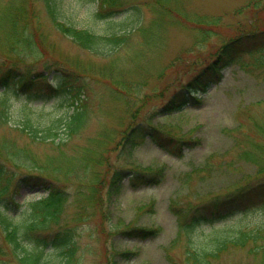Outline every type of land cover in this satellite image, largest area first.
Returning <instances> with one entry per match:
<instances>
[{
	"label": "rangeland",
	"instance_id": "rangeland-1",
	"mask_svg": "<svg viewBox=\"0 0 264 264\" xmlns=\"http://www.w3.org/2000/svg\"><path fill=\"white\" fill-rule=\"evenodd\" d=\"M122 7L110 16L99 7L97 0H57L63 19L97 33H118L128 31L127 43L113 49L110 57L104 58L77 46L71 38L55 30L50 24L42 0H26L28 16L36 20L31 31L32 42L26 47V54H20L28 64L43 68V61L61 65L94 69V74L103 76L100 68L115 73L116 87L100 80H91L88 90V104L91 120L81 132L68 137L64 135L61 148L58 139L51 143L28 141L19 136L10 125L0 124V138L13 140L16 145L26 144L38 158L45 159L58 151L74 154L78 145L95 139L118 138L122 132L134 125L130 112L140 110V115L156 111L172 92L185 82L206 58L233 40L251 32L264 30V0H123ZM0 9L7 1H0ZM160 15L156 10L159 5ZM169 13V14H168ZM218 17L214 24L195 28L186 23H195L200 18ZM183 18V19H182ZM156 24H161L162 28ZM153 28L154 36L143 35L144 28ZM205 35H198V30ZM7 26L0 18V55H16L1 46ZM38 50V55L34 51ZM213 57V56H212ZM206 60V61H205ZM263 61V62H262ZM90 97V99H89ZM50 98L48 103L52 102ZM129 98L126 113V102ZM202 103L186 106L181 111L159 113L152 121L159 129L174 136L191 138L193 147L183 148L181 156H175L146 136L132 149L110 145L100 164L94 166L96 173L103 174L106 187L119 168L149 166L163 171L158 184L131 187L129 177L111 186L109 214L104 219L98 211L81 210L83 217L77 221V256L79 264H104L107 250H131L132 256H117V264H168L166 248L175 237L178 224L170 210L172 204L185 206L197 203L212 195H223L234 183L243 181L242 173L254 174L255 166L238 157L246 140L255 136V123L264 117V51L233 56L230 65L223 69L221 80L203 94ZM36 102L34 105H37ZM19 103L14 102L17 106ZM55 108V109H54ZM53 113L63 114L58 99L48 108ZM95 113L97 116H95ZM103 155V154H102ZM87 179V177H85ZM119 185V188H118ZM42 190L27 187L16 189L21 199L38 198ZM71 206L66 218L71 217ZM236 213L225 220L209 224L198 216L193 232L209 230L210 226L246 225L253 226L264 220L263 213ZM254 215V216H253ZM243 217V218H241ZM72 220V219H71ZM71 223V222H70ZM74 223V222H73ZM128 226L160 228L151 238H142L133 233L117 234ZM116 234V235H115ZM108 248V249H107ZM181 243L173 249L178 256ZM255 256L246 248H232L213 264H253ZM255 264V263H254Z\"/></svg>",
	"mask_w": 264,
	"mask_h": 264
},
{
	"label": "trees",
	"instance_id": "trees-1",
	"mask_svg": "<svg viewBox=\"0 0 264 264\" xmlns=\"http://www.w3.org/2000/svg\"><path fill=\"white\" fill-rule=\"evenodd\" d=\"M6 1V5L0 9V18L7 26L6 38L1 46L8 52L15 51L16 55H0V124L12 126L19 136L28 141L50 139L53 143L56 137L57 148H61L65 135L62 133H66L65 137H68L75 132H81L92 118V110H89L88 104L91 80L109 84L111 89L112 86L116 87L113 79L117 75L107 68H100L104 73L101 76L99 73L95 75L94 69L67 67L53 61H43L42 69L28 64L20 54L27 53L25 49L32 42L28 28H34L37 22H32L33 16L27 15L26 0ZM42 1L52 27L70 37L77 46L96 55L110 57L113 49L128 41L127 34L124 33L129 30L97 33L82 28L63 19L57 0ZM97 1L98 16H101L99 7L113 16V11L122 7L123 3V0ZM161 9L165 7L159 5L156 10L163 15ZM200 19V23L187 18L185 21L195 28L218 22V17L216 20L206 17ZM156 25L162 28L161 24ZM156 25L144 28L143 35L154 36L153 28ZM197 30L199 36L207 33L205 30ZM262 51L264 30L246 34L244 41L242 36L230 40L171 94L158 113H171L188 104L199 103L200 94L222 78L223 69L231 63L234 55ZM38 53V50L34 51L35 56ZM52 97L54 102L48 104L49 107L54 106L58 99L63 107L66 106L63 114L45 110L46 102ZM124 100L126 113L129 114V98ZM37 101L42 104L34 106ZM14 102L19 104L15 106ZM156 113L140 115L139 109L132 110L129 117L139 121L129 125L118 138H113L114 144L109 142L112 139H95L78 145L74 154L58 151L56 155H50L43 160L38 159L26 144L16 145L13 140L0 138V264H79L77 237L80 224L77 227V221L83 217L81 210H91L92 214L98 211L105 219L109 214L113 184L119 183L121 186V180L128 174L132 187L157 184L163 176V171L149 166L133 167L127 171L118 169L111 177L110 186L106 187L104 173H96L94 166L100 164L108 145L111 144L110 150L112 145L132 149L140 139L149 135L163 147H167L170 140L172 153L178 156L184 147H192L189 139L166 135L168 132L154 126L152 120ZM254 127L257 137L248 138L245 147L238 154L240 159L255 166L254 174L242 173L243 181L234 183L221 196L212 195L205 200L181 207L174 204L169 206L176 216L178 229L166 248L168 264H213L232 248H246L248 254L255 256V264H264V220L253 226H212L207 231L193 232L199 215L213 222L225 220L236 213L257 211L254 215L264 214V117L263 122H256ZM24 185L43 188L47 193L38 199L25 198L20 201L15 198L16 189ZM250 192H256L255 199H244ZM2 196H8L9 203ZM249 200L253 201L247 204L246 201ZM70 206L75 210L71 217L66 218V210ZM158 231L159 228L128 226L117 231V234L133 233L148 238ZM180 243V254L174 256L171 251ZM132 253L131 250H107L104 264H117V256L127 258Z\"/></svg>",
	"mask_w": 264,
	"mask_h": 264
}]
</instances>
